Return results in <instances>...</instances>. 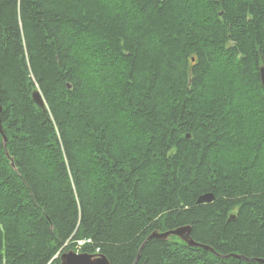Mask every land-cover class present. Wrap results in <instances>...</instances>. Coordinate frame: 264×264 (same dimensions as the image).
Instances as JSON below:
<instances>
[{
	"label": "trees",
	"instance_id": "obj_1",
	"mask_svg": "<svg viewBox=\"0 0 264 264\" xmlns=\"http://www.w3.org/2000/svg\"><path fill=\"white\" fill-rule=\"evenodd\" d=\"M263 63L264 0H0V264H264Z\"/></svg>",
	"mask_w": 264,
	"mask_h": 264
},
{
	"label": "water",
	"instance_id": "obj_2",
	"mask_svg": "<svg viewBox=\"0 0 264 264\" xmlns=\"http://www.w3.org/2000/svg\"><path fill=\"white\" fill-rule=\"evenodd\" d=\"M259 77H260V81H261V84L264 90V63L259 68ZM32 98L36 104H38L40 107H44V102L38 90H35L32 92ZM0 132H2L1 126H0ZM212 199H213L212 193H205V194L200 195L197 198L196 202L197 203L209 202ZM231 217H234V215H231ZM191 229L192 227L189 224L178 226L172 229H166L164 231L155 229L151 231L150 234L146 237V239L142 243V246L145 244V242L148 239H160V240L165 241L171 238L172 236H174V237L179 238L181 241H183L186 245L190 247H202L204 249L214 251L212 247L195 241L191 237ZM220 256L224 258L232 256L235 258L248 260V258L244 257L243 255H238V254H226V255H220ZM253 260L258 261V262L264 261L263 259H253ZM59 264H111V263L108 260V258L102 253H87L83 251H76L73 249H68V250L66 249L60 253Z\"/></svg>",
	"mask_w": 264,
	"mask_h": 264
},
{
	"label": "built area",
	"instance_id": "obj_3",
	"mask_svg": "<svg viewBox=\"0 0 264 264\" xmlns=\"http://www.w3.org/2000/svg\"><path fill=\"white\" fill-rule=\"evenodd\" d=\"M81 244H83V241H79V242H78V245H81Z\"/></svg>",
	"mask_w": 264,
	"mask_h": 264
},
{
	"label": "bare ground",
	"instance_id": "obj_4",
	"mask_svg": "<svg viewBox=\"0 0 264 264\" xmlns=\"http://www.w3.org/2000/svg\"><path fill=\"white\" fill-rule=\"evenodd\" d=\"M5 145H6V144H5ZM5 145H4V146H5ZM73 186H74V185H73ZM74 189H75V188H74ZM160 230H161V229H160ZM83 243H84V242H83ZM59 256H60V254H59Z\"/></svg>",
	"mask_w": 264,
	"mask_h": 264
}]
</instances>
